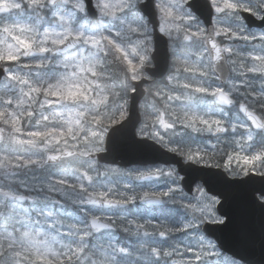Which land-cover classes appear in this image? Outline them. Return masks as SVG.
<instances>
[{"label": "snow or ice", "instance_id": "1", "mask_svg": "<svg viewBox=\"0 0 264 264\" xmlns=\"http://www.w3.org/2000/svg\"><path fill=\"white\" fill-rule=\"evenodd\" d=\"M257 240L264 0H0V264H250Z\"/></svg>", "mask_w": 264, "mask_h": 264}, {"label": "water", "instance_id": "2", "mask_svg": "<svg viewBox=\"0 0 264 264\" xmlns=\"http://www.w3.org/2000/svg\"><path fill=\"white\" fill-rule=\"evenodd\" d=\"M125 158H128V157H125ZM181 174L183 175V173ZM254 179L256 180V183L258 184L259 177H254ZM259 222H260L259 213H256L255 214V224H256L257 230L259 228ZM247 255L249 259H255L259 261L260 264H264V249L261 248L259 240H257L256 244L248 250Z\"/></svg>", "mask_w": 264, "mask_h": 264}, {"label": "clouds", "instance_id": "3", "mask_svg": "<svg viewBox=\"0 0 264 264\" xmlns=\"http://www.w3.org/2000/svg\"><path fill=\"white\" fill-rule=\"evenodd\" d=\"M250 264H260V262L255 259H250Z\"/></svg>", "mask_w": 264, "mask_h": 264}]
</instances>
